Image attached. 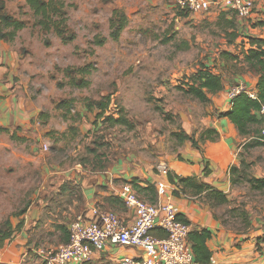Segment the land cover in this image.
Masks as SVG:
<instances>
[{
    "label": "rangeland",
    "instance_id": "374dc122",
    "mask_svg": "<svg viewBox=\"0 0 264 264\" xmlns=\"http://www.w3.org/2000/svg\"><path fill=\"white\" fill-rule=\"evenodd\" d=\"M212 1L209 10L200 12L183 10L174 0L68 1V28L76 37L67 43L35 23L26 0L6 1L8 12L27 23L17 38L21 61L14 83L19 84L17 98L27 99L34 115L26 126H0V224L9 221L13 228L21 210L36 203L60 167L122 166L126 172L163 174V166L169 170L168 165L185 160L189 150H202L201 133L220 111L217 102H200L189 95L188 82L202 67L220 73L227 89L244 77L258 80V71L244 60V54L248 38L258 37L262 28L257 25L262 16L252 15L264 14V0H252L254 7L247 17ZM115 9L128 18L117 40L110 37ZM98 38L104 43L98 45ZM225 52L238 58L227 59ZM84 67L90 73L65 71ZM3 80L6 85L7 78ZM72 80L89 83L78 87ZM0 94V99H6L8 92ZM107 97L106 114L118 117L123 112L128 125H110L95 117L97 108L88 103ZM259 128L240 135L236 159L225 171L230 183L224 192L227 202L220 203L208 193L177 192L171 185L176 201L194 212L198 204L199 211L231 230L248 231L251 221V231L262 235L264 189H255L249 182L264 177V137ZM184 132L196 143L176 135ZM210 171L205 165L204 172ZM66 188L67 183L59 190ZM7 230L0 229V243L10 237L4 236ZM49 233L53 241L56 232ZM41 243L36 242V250L57 246Z\"/></svg>",
    "mask_w": 264,
    "mask_h": 264
},
{
    "label": "crops",
    "instance_id": "0c3cea01",
    "mask_svg": "<svg viewBox=\"0 0 264 264\" xmlns=\"http://www.w3.org/2000/svg\"><path fill=\"white\" fill-rule=\"evenodd\" d=\"M261 9L264 10V4ZM252 16H262L257 18V21L264 20L263 13ZM257 32L259 36H263L264 28ZM18 37L19 32L12 42L0 40V92H8L6 99H0V126L5 128L26 126L30 123L29 118L34 115V111L26 102L27 99L17 98L19 84L14 83V76L21 61V44H17ZM3 78H7L6 85L3 84ZM243 80L252 90H256L257 79L244 77ZM227 88L228 85L220 92L208 94L215 105L218 103L220 107L216 105V108L220 112H225L231 107ZM4 106L8 107L6 111ZM2 112H5L3 117ZM208 127L218 131L219 139L202 143V150H189L185 160L173 161L168 165V169L181 177L194 176L199 181L226 192L230 183L225 171L236 159V145L240 134L226 117L209 119L206 128ZM205 165L211 169L208 174L204 172ZM133 177H137L143 186L152 184L158 188L159 183L168 184L164 174L135 170L126 172L122 166L99 169L81 165L60 167L56 174L52 175L51 184L46 180L47 184L43 186L40 197L36 198V203L16 219L12 235L0 243V264H43L36 253V242L53 245L66 243L69 239L70 223L80 214L91 217L94 208L114 211L127 224L131 223L134 212L125 206L118 193L123 182L130 181ZM65 183L66 190L60 191V186ZM173 201L190 220L192 228H208L212 231V238L208 242L212 250L211 264H264V244L258 245V237L261 234L251 231L253 222L250 221L248 231L231 230L206 216L203 210L199 211L198 204L195 206L197 211L194 212V209H184V204L181 205L175 197ZM18 224L21 226L16 228ZM49 231L54 234L56 232L53 241L48 238V235L52 234ZM262 233L264 234V230ZM140 253L138 248L110 245L94 252L85 264H119L125 256H136Z\"/></svg>",
    "mask_w": 264,
    "mask_h": 264
},
{
    "label": "trees",
    "instance_id": "16d2710c",
    "mask_svg": "<svg viewBox=\"0 0 264 264\" xmlns=\"http://www.w3.org/2000/svg\"><path fill=\"white\" fill-rule=\"evenodd\" d=\"M7 0H0V40L6 42H12L18 35V32L27 27V23L24 20L17 19L6 8ZM68 1L72 0H26L27 5L33 11L36 16L35 23L41 27L44 32L53 31L58 37L62 39L64 43L71 42L75 39V34L70 32L68 28ZM223 17V16H222ZM128 18L126 14L120 10H113L110 17V37L117 40L120 37L121 32L127 25ZM264 28V20H261L257 24ZM233 38H236L234 34ZM98 45L104 43L103 38L96 40ZM232 43V40L230 41ZM249 48L244 54V60L250 64V66L256 68L259 73V77L256 85L257 98H251L247 93L242 92L238 94L233 100H231V107L225 111L220 112L219 117H226L231 123H233L240 135H250L254 126H259V132L261 130V119L259 117V110L264 104V35L255 38H248L247 42ZM227 59H237L238 56L229 52L223 53ZM89 68H79L75 70L73 68H66L65 71L70 74L73 71L80 73H90ZM72 70V71H71ZM72 75V74H70ZM82 79V78H81ZM89 82L86 80H72V84L78 87H86ZM187 93L200 102L211 101L208 94H214L220 92L224 88V80L220 73L202 67L195 76L192 82H188ZM104 101H94L88 103V106L92 109L93 106L97 108L95 117L97 119L103 118L104 122L110 125L117 124H129L128 119L123 115V112L118 114V117L113 114H106V110L109 105L110 98L107 97ZM62 102H60L61 105ZM3 129L0 128V132ZM182 140H190L192 143H196L194 137L189 136L185 132L182 134H176ZM219 139L218 131L213 127H208L201 133L200 141L202 143L206 141L215 142ZM97 168V167H96ZM95 169V166L94 168ZM235 171L236 168L232 167L231 170ZM166 178L170 185L176 187V191H191L193 194L199 195L202 193H208V195L216 199L220 203L228 201L226 194L218 189L214 188L206 182L199 181L194 176H179L167 171ZM249 182L252 187L258 190L264 189V177L263 178H250ZM123 183H130L135 192L144 200L155 203L158 199L157 187L152 184L140 185L137 177H133L130 181ZM26 209L21 210L22 214ZM180 220L191 224L190 220L185 217V214L179 217ZM7 225V226H6ZM21 225L18 224L17 228ZM9 227L8 233L5 232L4 236H11L13 228L10 226V222L0 224V229H6ZM1 232V231H0ZM153 234L158 237H165V233L161 231H153ZM7 238V237H6ZM212 238V231L208 228L194 229L192 228L189 233V242L192 245L194 257L200 264H211L212 250L210 249L208 242ZM69 239L67 240V242ZM264 244V234L258 237V245Z\"/></svg>",
    "mask_w": 264,
    "mask_h": 264
},
{
    "label": "built area",
    "instance_id": "2783aa9c",
    "mask_svg": "<svg viewBox=\"0 0 264 264\" xmlns=\"http://www.w3.org/2000/svg\"><path fill=\"white\" fill-rule=\"evenodd\" d=\"M175 5L190 12L209 10L212 0H174ZM236 11L240 17H247L254 7L252 0H216ZM245 92L256 99L257 93L244 82L231 86L227 98L233 100ZM260 135L264 137V104L259 112ZM161 172L166 175L167 168ZM158 199L155 203L142 199L130 183H123L119 196L128 209L133 210L134 219L127 224L116 212L94 208L91 217L80 214L70 223L69 241L57 246H45L36 250L43 264H85L94 252L113 246L134 247L140 250L136 256H125L119 264H200L194 257L189 242L191 224L179 219L182 209L173 201L171 185L159 183ZM165 233L158 237L153 231Z\"/></svg>",
    "mask_w": 264,
    "mask_h": 264
}]
</instances>
